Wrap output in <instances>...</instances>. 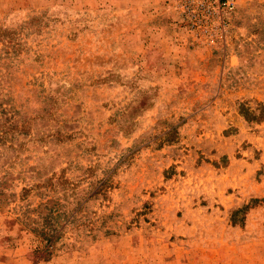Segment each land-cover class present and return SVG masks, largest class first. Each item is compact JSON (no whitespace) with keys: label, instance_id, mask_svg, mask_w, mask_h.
<instances>
[{"label":"rangeland","instance_id":"rangeland-1","mask_svg":"<svg viewBox=\"0 0 264 264\" xmlns=\"http://www.w3.org/2000/svg\"><path fill=\"white\" fill-rule=\"evenodd\" d=\"M0 264H264V0H0Z\"/></svg>","mask_w":264,"mask_h":264},{"label":"built area","instance_id":"built-area-1","mask_svg":"<svg viewBox=\"0 0 264 264\" xmlns=\"http://www.w3.org/2000/svg\"><path fill=\"white\" fill-rule=\"evenodd\" d=\"M230 2H232V1H230Z\"/></svg>","mask_w":264,"mask_h":264}]
</instances>
